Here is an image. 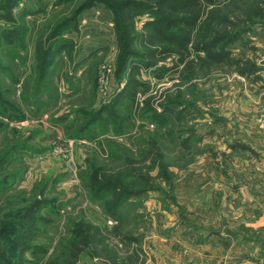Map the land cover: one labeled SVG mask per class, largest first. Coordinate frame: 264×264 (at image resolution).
<instances>
[{
    "label": "rangeland",
    "instance_id": "obj_1",
    "mask_svg": "<svg viewBox=\"0 0 264 264\" xmlns=\"http://www.w3.org/2000/svg\"><path fill=\"white\" fill-rule=\"evenodd\" d=\"M57 1L20 4L28 11L26 49L15 57L0 50V89L24 117L0 113V158L7 157L0 222L27 202L48 206L34 241L42 250L25 254V264H264L263 85L240 77L231 61L210 62L191 49L185 66L170 55L157 62L165 70L141 67L133 100L112 107L129 67L116 74L117 32L103 5L79 15L77 31L65 35L70 53L61 52L37 84L39 43L47 47L53 27L81 2ZM228 1H218L219 20L208 23L218 33L248 27L250 34L228 50L264 67V50L250 39L264 19L241 24L247 4L257 0H244L239 9ZM147 20L136 22L133 51L141 56L151 48L141 40ZM12 28L0 22V34ZM170 104L174 114L182 112L179 120L173 115L162 128L150 122L152 111L161 114ZM102 107L106 125L80 136L82 111ZM235 143L252 151L231 149ZM93 179L104 192L94 195ZM110 188L133 193L115 216L107 211L115 201ZM76 231L82 236L66 257Z\"/></svg>",
    "mask_w": 264,
    "mask_h": 264
},
{
    "label": "trees",
    "instance_id": "obj_2",
    "mask_svg": "<svg viewBox=\"0 0 264 264\" xmlns=\"http://www.w3.org/2000/svg\"><path fill=\"white\" fill-rule=\"evenodd\" d=\"M73 1L58 0L56 5H64ZM218 1L81 0L70 19L64 18L53 27L47 40L48 46L46 47L44 44L39 43L35 63L39 78L37 84H41L47 79L50 72L49 69L61 52L70 53L71 42L65 38V35L69 32L77 31L79 15L98 5H103L113 14L120 50L116 74H121L129 67L125 88L115 97L112 107L116 106L120 99L133 100L139 85L136 77L138 72H141V67L145 69L157 67V69L165 70L162 66L158 67L159 64L157 62L165 60L170 55H177L179 62L185 66L189 62L191 49L195 52L205 53L210 62L222 63L231 61V67L235 69L236 74L250 83L263 81L261 74L264 71V67L258 66L256 62L251 60L234 59L231 51L228 50L233 43L243 40L242 37L250 32L249 28L245 27L233 31V25H230L224 31L218 33L208 23L210 21L217 23L219 20L220 15L218 12H220V9L217 6ZM24 2L25 0H0V22L5 25L9 23L13 25L11 30H2L0 34V50H6L9 56L13 57L20 56V52L26 49L29 28L25 23L24 16H26L28 11L25 9H21V11L19 8L20 4ZM228 2H231L234 9H239L240 4L244 5V0H229ZM247 5L246 10L243 11L246 19L241 24L249 25L255 19H264V0L252 1ZM15 14L18 18H23L21 23L16 22L17 16ZM142 16H147L148 20L143 23V29L146 30L147 35L141 40L146 47H151L150 50L146 51L145 56L137 55L133 51V40L136 38V22ZM251 51L254 52L255 48H252ZM2 70L3 67L0 65L1 73ZM44 89H48V86ZM6 92L0 89V113L3 117L11 120H22L24 117L17 111V108L7 101ZM104 108L102 107L93 113L82 111L83 116L86 117L84 118V125L78 131L80 136L87 135V138H90L92 135L89 131L91 127L100 122L102 126L106 125V120L104 121L101 116ZM163 110L161 114H156L151 110L152 117L150 116V122L156 123L158 128H162L165 123L169 122L173 115H175L177 120L182 115V112L178 111L174 114L176 110L172 104L165 106ZM111 122V118L108 116L107 123ZM140 130L143 131V126L140 127ZM237 147L243 150H251L250 147L237 143L230 146L231 149ZM6 158V156L0 158V172L7 164ZM4 186V181L0 180V198L4 196ZM93 186H97L94 188V195L105 191L104 185L100 181L93 179ZM115 189L110 190L111 193L115 194V201L108 203L107 206V211L112 216H115L121 203L130 194H133L127 191L114 193ZM46 204L43 200L27 202L21 212L19 209L14 210L9 212V216L3 218L4 220L0 222V264H25V254L37 255L40 253L42 249L39 245H35L34 241L38 234L37 225L41 220L39 213L48 207H46ZM81 236L82 233L76 231L73 236V242L67 250L68 254L65 255L66 257H72V251L76 249L77 240ZM64 264L71 263L67 261Z\"/></svg>",
    "mask_w": 264,
    "mask_h": 264
},
{
    "label": "crops",
    "instance_id": "obj_3",
    "mask_svg": "<svg viewBox=\"0 0 264 264\" xmlns=\"http://www.w3.org/2000/svg\"><path fill=\"white\" fill-rule=\"evenodd\" d=\"M250 33H248L247 34V36L249 35ZM253 34H251V36H252ZM250 38V37H249ZM251 39V41H252V44H254V46L256 47V48H258V47H260L261 49H263L264 50V27L263 28H260V29H258V30H256L255 31V35H254V38L252 37V38H250ZM255 43H256V45H255ZM254 47V48H255ZM255 48V49H256ZM264 81V80H263ZM263 81H260V83L258 82V83H254L253 85H258V84H260V85H263V87H264V83L262 84V82ZM250 83V82H249ZM249 147V146H248ZM251 149H252V146L250 147Z\"/></svg>",
    "mask_w": 264,
    "mask_h": 264
}]
</instances>
